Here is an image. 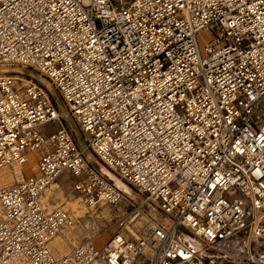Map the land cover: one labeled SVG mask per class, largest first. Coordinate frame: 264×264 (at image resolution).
<instances>
[{
    "label": "built area",
    "instance_id": "obj_1",
    "mask_svg": "<svg viewBox=\"0 0 264 264\" xmlns=\"http://www.w3.org/2000/svg\"><path fill=\"white\" fill-rule=\"evenodd\" d=\"M3 63L55 92L0 75V168L33 151L37 163L0 187V264H211L182 229L264 264V0H0ZM66 173L88 206L123 210L106 243L56 256L49 242L73 220L42 197Z\"/></svg>",
    "mask_w": 264,
    "mask_h": 264
},
{
    "label": "rangeland",
    "instance_id": "obj_2",
    "mask_svg": "<svg viewBox=\"0 0 264 264\" xmlns=\"http://www.w3.org/2000/svg\"><path fill=\"white\" fill-rule=\"evenodd\" d=\"M4 67H9V68H13V67L20 68L21 67L23 72H24V74L21 76L24 78L23 79L24 83L26 82L25 80H28V78H29V76H27L28 74L34 75L35 77L40 79V81H42L45 85H46V82H48L47 80H44L42 77L37 75L33 70L27 69L20 64L7 63V64L0 65V68H4ZM10 73L15 74L14 72H10ZM0 74H1V72H0ZM3 74H5V73H3ZM53 92H55L54 89H53ZM60 103L62 104V102H60ZM61 108H62L61 109L62 113L64 111L68 112L67 108L63 104L61 105ZM63 122H64V125L67 129L74 132V135L76 137V140H77V143L79 144V146L84 147V145H85L84 135H83L82 131L78 128V126L75 124V122L73 121L70 113H69V117L68 118L66 117V121H63ZM58 128H59V122H57V121L51 122V123H48L45 125V130L47 132L54 131ZM85 155L88 157L89 160L93 161V163L99 169H101L106 175H107V173H106L105 169L108 170L111 174L113 173L110 169H108L104 165V163L97 156H94L91 151L85 150ZM32 156L34 158V155L32 154L30 156L28 162L30 161ZM34 160H35V158H34ZM28 162H26V163H28ZM14 166L15 165L10 166V167H14ZM31 166L32 167H31V170H29V172H26L27 170L23 169L24 176L31 175L33 172H36L37 163L34 161V163ZM112 175H113V177H111V178L117 183V185L120 188H122L125 191V193L127 194V196L129 198H133L136 201H142L143 200V196L135 188L126 185L119 177H117V175L115 173H113ZM67 180H69L71 182H72V180H74L71 174L68 176ZM118 180H121V182L124 183L125 186H123V185L121 186L120 181H118ZM0 186H2V185H0ZM65 190L69 196H72V199L78 196L77 193L73 191V187L71 184H70V186H67L65 188ZM57 198H59V199L61 198V200L58 199V201L59 202L61 201V203H63L62 197H57V196L54 197V199H57ZM78 199H79V197H78ZM79 200H81V199H79ZM81 204L83 205V207L85 206L84 208L89 210L90 214H87V215H92V216L91 217L88 216L87 218H83L80 220L81 222L79 223V227L76 229L77 234L72 236V237H69L71 244L72 245L79 244L80 240H83L81 238L82 236H85L84 239L92 240L93 242H95L98 245L104 244L115 232V230H116V224L115 223H116V220L118 219V217L121 216L123 207H120L119 210H117V209L109 206L111 209L110 213H106L104 206H98V207H89L88 206L87 207L86 205H84L83 202H81ZM57 206H61V205H57ZM62 206H64V208L67 209V207H65L64 203ZM152 208L153 207H151V205H147V209L150 212H152L153 218H156L157 220L161 221L162 223L168 224L167 222H169L170 220H168V219L166 220L167 215L160 213L156 209H154V208L152 209ZM70 215L72 217L71 211H70ZM72 219H73V217H72ZM75 223L76 222L73 219L72 226H74ZM68 230H70V229L68 228L67 230L63 231V233L67 232ZM182 231L185 233H188L194 237H197L193 233H191L187 230L182 229ZM178 237L183 239V233H181V231L178 232ZM79 238H80V240H79ZM197 238L202 242V244L205 247H208V249H206V252L204 254H201L199 252L201 255L204 256V258L207 262H209L211 264H244V263H241L239 261L234 260L231 257L226 256L224 253H222L220 250H218L215 247H209L208 243L205 240H203L202 238H199V237H197ZM185 242L189 244V242H187V241H185ZM50 245H51L52 250L56 249V244L54 242H51ZM66 247H68V244L66 245ZM67 253H69V249H68ZM67 253H65V254H67ZM65 254H62V255H65Z\"/></svg>",
    "mask_w": 264,
    "mask_h": 264
},
{
    "label": "bare ground",
    "instance_id": "obj_3",
    "mask_svg": "<svg viewBox=\"0 0 264 264\" xmlns=\"http://www.w3.org/2000/svg\"><path fill=\"white\" fill-rule=\"evenodd\" d=\"M3 64H7V63H3ZM14 64H17V63H14ZM0 72H1V74L0 75H3V73H10V72H14L15 74L14 75H16V77L18 78V79H21L22 81H23V77H21L23 74H24V72H23V70H22V68L20 67V68H18V67H13V68H9V67H4V68H0ZM32 76H34V75H32ZM40 77H42L44 80H47L46 78H44L43 76H41V75H39ZM26 82L24 83V84H26V83H29L30 81H29V79L28 80H25ZM48 81V80H47ZM43 83V82H42ZM46 86L48 87V88H50V89H52V91H53V87H52V85H51V83L48 81V82H46ZM63 114H64V116H66L67 118L69 117V113L67 112V111H64L63 112ZM34 153H36V152H31L30 153V155H29V158H30V156L33 154L34 155ZM34 157H35V155H34ZM29 158H28V160H29ZM28 160L26 161V162H28ZM26 162H24V163H22V164H19V163H11V164H8V165H6V166H4V167H2V168H0V185H2V186H6V185H12V184H14L15 182H17V181H20L21 179H23L25 176H24V174H23V169H26L27 171L26 172H29V170H31V165L34 163V158H33V156H32V158L30 159V161L28 162V163H26ZM26 163V164H25ZM13 165H15L14 167H10V166H13ZM105 165V164H104ZM106 166V165H105ZM107 167V166H106ZM108 169H110L109 167H107ZM111 170V169H110ZM105 171H106V173H107V175L108 176H110V178L111 177H113V173L111 174L108 170H106L105 169ZM30 174V173H29ZM116 174V173H115ZM70 174H62L61 176H65L66 177V179L68 178V176H69ZM117 175V174H116ZM60 176V177H61ZM117 177H119L118 175H117ZM120 178V177H119ZM121 179V178H120ZM58 180V179H57ZM54 181L50 186H48L46 189H45V191H44V196H43V198H42V202H44V205H46L47 206V208H48V210H54V209H56V208H61V209H63V210H67V211H71V214H72V217H73V219L75 220V225L74 226H72V224H73V221H72V224H70V225H68V226H66V227H64V228H62L57 234H55L53 237H52V241L51 242H54L55 244H56V249H54V252L56 253V254H58V255H61V254H65V253H67V251H68V247H66V242L65 241H68V240H65V239H62L60 236H58V235H60L59 233L62 231H65V230H67L68 228L70 229V230H68L67 232H65V233H62L61 235L63 236V237H72V236H74V235H76L77 234V232H76V229L79 227V223L81 222L80 220L81 219H83V218H87L88 216L89 217H91L92 215H87V214H90L89 213V210H87L86 208H84L83 207V205L81 204V202H83L84 203V205H86L87 207H88V205L81 199V197H79V199H81V200H79L78 198H75V199H67L66 197H67V195H66V197H65V194H64V191H63V189L61 188V186L59 185V183H58V181ZM122 180V179H121ZM121 180H118V181H120V184H121V186L123 185V186H125V184L126 185H128V186H130L129 184H127L125 181H123L124 183H122L121 182ZM71 185H72V182H71ZM1 187V186H0ZM130 187H132V186H130ZM55 196H57V197H62V201H64L65 202V207H67V209H64L62 206H57V205H62L63 203H61V201L60 202H52V199H54V197ZM81 201V202H80ZM101 206H104L105 208V212L106 213H110V207L109 206H107V205H101ZM90 207V206H89ZM91 207H94V206H91ZM69 211V212H70ZM104 213V212H103ZM97 217V216H96ZM72 219V220H73ZM156 219V218H155ZM170 220L171 221V219H170V217L169 216H167V218H166V220ZM157 220V219H156ZM170 221L169 222H167V223H170ZM165 224V223H164ZM81 227V226H80ZM181 233H183V239L182 238H180V239H182L183 241H187V242H189V244L195 249V250H197L198 252H200L201 254H204L205 252H206V249H208V247H205L203 244H202V242L197 238V237H194V236H192V235H190V234H188V233H185V232H183V231H181ZM178 235V234H177ZM180 237V236H179ZM67 239V238H66ZM107 242V241H106ZM105 242V243H106ZM50 243V242H49ZM49 246V245H48ZM75 247V246H74ZM73 247V248H74ZM49 248H50V246H49ZM72 248V249H73ZM72 249L69 251V253L72 251ZM51 250V249H50ZM52 252V251H51ZM53 253V252H52ZM69 253H67V254H65V255H68ZM65 255H63V256H65Z\"/></svg>",
    "mask_w": 264,
    "mask_h": 264
},
{
    "label": "crops",
    "instance_id": "obj_4",
    "mask_svg": "<svg viewBox=\"0 0 264 264\" xmlns=\"http://www.w3.org/2000/svg\"><path fill=\"white\" fill-rule=\"evenodd\" d=\"M28 176V175H27ZM58 181V183H59V185L61 186V188L63 189V191H64V194H65V197H66V195H67V199H72V196H69L67 193H66V190H65V188L67 187V186H70V184H71V181H69V180H67L66 179V177L65 176H61V177H59V179L57 180ZM74 191V190H73ZM45 194V193H44ZM44 194H43V196H44ZM74 195V194H73ZM79 196H77V197H75V198H78ZM43 198V197H42ZM75 198H73V199H75ZM58 199L59 198H57V199H52V202H59L58 201ZM59 200H61V198L59 199ZM63 203H64V205H65V202L64 201H62ZM63 205V204H62ZM61 205V206H62ZM63 208H64V206H62ZM65 209V208H64ZM68 210V209H67ZM63 232L61 231L59 234L60 235H58V236H60L62 239H65V240H68V241H66V244H68V249H69V251L75 246V245H72L71 244V241H70V238L69 237H63L61 234H62ZM67 238V239H66ZM83 240H80V238H79V240H80V242H83V241H85V240H88V239H84L85 238V236H82L81 237ZM52 241V240H51ZM51 241H50V243H51ZM50 243H49V246H50V249H51V251L53 252V254L54 255H56V256H63L62 254L61 255H58V254H56V253H54V249L52 250V248H51V245H50ZM103 245V244H102Z\"/></svg>",
    "mask_w": 264,
    "mask_h": 264
}]
</instances>
